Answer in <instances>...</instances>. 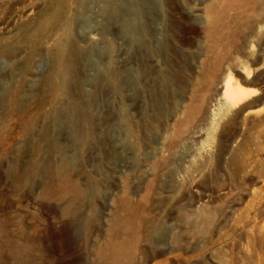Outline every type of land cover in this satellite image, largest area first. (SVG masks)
<instances>
[{"label": "rangeland", "instance_id": "obj_1", "mask_svg": "<svg viewBox=\"0 0 264 264\" xmlns=\"http://www.w3.org/2000/svg\"><path fill=\"white\" fill-rule=\"evenodd\" d=\"M100 1L0 0V264H264V0Z\"/></svg>", "mask_w": 264, "mask_h": 264}, {"label": "bare ground", "instance_id": "obj_2", "mask_svg": "<svg viewBox=\"0 0 264 264\" xmlns=\"http://www.w3.org/2000/svg\"><path fill=\"white\" fill-rule=\"evenodd\" d=\"M102 2V0L100 1ZM23 3V1H22ZM21 3V4H22ZM25 5V3H24ZM23 7H26L27 5H25ZM109 6V5H108ZM137 9V8H136ZM33 10V7L32 9ZM102 10V8H101ZM32 12V11H31ZM137 12V11H136ZM124 13V12H123ZM118 14V12H117ZM116 15V14H115ZM103 16V15H102ZM80 18V17H79ZM88 22V21H87ZM135 23V22H134ZM123 28L128 31L129 33H131L134 29L133 25H132V22L124 19L123 21ZM47 29V28H46ZM50 29V28H49ZM92 29V28H91ZM141 30V29H140ZM50 31V30H49ZM125 31V32H126ZM92 33V30L90 31L89 30V34ZM51 34V33H49ZM88 34V32H87ZM48 35V34H46ZM69 37V36H67ZM71 40V39H70ZM63 42V41H62ZM65 42V41H64ZM69 45H70V51H69V57L65 58V63L63 64V69L62 70H59L58 69V73L57 75L60 76L62 78V80L68 84V80H70V76L71 74L73 73L74 71V68L76 66V62L80 56V51H79V48H78V43L73 39L72 41H69ZM63 46V45H62ZM69 47V46H68ZM59 50V49H58ZM63 54L64 53H58V55L56 56L57 57V60H61L62 57H63ZM64 58V57H63ZM64 60V59H63ZM62 60V61H63ZM101 75V73L99 74ZM102 76V75H101ZM230 78V81L228 82L227 86H226V89H225V92H224V97L225 99H230V103L233 104L235 107L236 106H239V105H245L246 107H252L253 105L251 103H248L246 104V101L248 100L249 101V98H250V94L249 92L246 91V89H250V88H247L243 85H241L240 81L236 80L235 82L233 83H230L231 81H233L234 77L232 75L229 76ZM99 79V78H98ZM102 80V78H100ZM96 81V80H95ZM70 82V81H69ZM249 83H253V82H249ZM60 103V102H59ZM245 103V104H244ZM254 104V103H253ZM255 106V105H254ZM52 107L54 108V112L52 114V122L56 125H59L60 127L62 126V124H64L66 127L69 128V130L71 129L72 131V136H73V139L74 141L78 144V145H82L83 143L87 142L88 141V138L85 136V134H83L82 132V128L79 129V125L78 124V118L76 117L78 114L82 113L81 111V107L79 105H74L72 107V112L69 111L67 108H60L59 110L58 109H55L56 107H54L52 105ZM71 110V108H70ZM88 111V110H87ZM85 112V111H84ZM85 114V113H84ZM90 114V113H89ZM81 115V114H80ZM86 115V114H85ZM90 118V117H89ZM63 119L64 120V123H63ZM82 120V119H81ZM83 121V120H82ZM85 122L87 120H84ZM83 121V122H84ZM81 122V121H80ZM82 122V123H83ZM84 122V123H85ZM88 124V123H87ZM86 125V124H84ZM58 127V126H57ZM77 194H79L77 192Z\"/></svg>", "mask_w": 264, "mask_h": 264}]
</instances>
